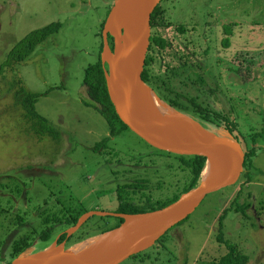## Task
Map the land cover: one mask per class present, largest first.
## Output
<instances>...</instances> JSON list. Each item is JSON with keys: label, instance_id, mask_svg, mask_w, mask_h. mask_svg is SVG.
I'll return each mask as SVG.
<instances>
[{"label": "rangeland", "instance_id": "374dc122", "mask_svg": "<svg viewBox=\"0 0 264 264\" xmlns=\"http://www.w3.org/2000/svg\"><path fill=\"white\" fill-rule=\"evenodd\" d=\"M114 1L0 0V66L30 31L55 21L63 23L59 32L39 45L29 58L0 75V173L4 175L0 178L4 183L0 186V204L14 205V211L22 214L28 211L29 223L22 228L13 224L7 233L6 220L0 222V240L2 235L5 240L0 242V264H8L10 245L18 235L40 227V210L59 212L65 205L63 201L87 212L113 210L117 201L114 191L123 177L134 172V176L140 172L149 175L147 192L155 198H169L185 184L187 171L179 158L157 150L131 129L112 137L106 118L87 103L90 99L83 82L85 70L99 59L102 25ZM160 4L175 23L162 29V34L174 43L163 53V70L165 63L176 62L173 54L185 48L191 34L198 49L211 45L212 69L204 70L208 84L215 90L213 99L218 98L217 105L232 117H239L237 139L244 150L255 146L256 152L250 168L252 181L240 178V182L209 193L188 218L169 230L168 250L157 257L155 247H150L153 261L147 259L146 264H200L225 255L228 248L217 238L219 217L241 188L238 203H253L248 210L251 217L230 209L224 220L225 239L249 255V264H264V0H162ZM182 22L190 23L186 24V35L177 28ZM227 36L229 47H216L215 42L222 46ZM20 87L41 94L37 111L60 130V140L39 138L30 130L23 109L14 101ZM102 141L104 148L98 152L94 147ZM109 150L118 151V155H106ZM141 154L149 167L128 168ZM109 157L110 167L104 161ZM114 170L119 172L115 174ZM8 173L10 180L5 178ZM16 184L26 188L23 196L14 191ZM57 198L62 202L53 207ZM85 232L94 234L98 230L91 226ZM52 239H37L33 252L42 251Z\"/></svg>", "mask_w": 264, "mask_h": 264}, {"label": "trees", "instance_id": "16d2710c", "mask_svg": "<svg viewBox=\"0 0 264 264\" xmlns=\"http://www.w3.org/2000/svg\"><path fill=\"white\" fill-rule=\"evenodd\" d=\"M105 21L103 22L102 27L104 26ZM190 23L182 22L177 26L178 30L186 35L188 32L187 25ZM152 37L151 45L147 54L145 69L143 72V79L168 105L175 108L176 110L182 111L183 113L192 116L195 120L199 121L206 129L215 132L218 135L231 136L234 139H237L239 134V117H232L230 114L221 109L217 103L218 98L213 99L215 96V90L208 84L206 71L204 68L211 70V45L207 46L204 49H198V45L195 42V38L191 35L186 38V46L184 49H178L173 54L177 59L175 63H165L166 68L163 70L162 65L164 64L163 53L172 48L174 43L167 37L162 34V29L169 28L175 25V23L168 19L166 16V8L162 4H159L155 9L152 19ZM63 23L61 21L52 22L46 26L36 28L30 31L24 38H22L8 53L7 58L0 66V75H4L8 68L15 66L18 63L25 61L29 58L33 52L37 49L39 45L44 43L49 37L53 34L59 32ZM196 29V26H192V31ZM102 44L100 49V55L97 62L89 65L85 70L84 76V85L87 86V92L90 99L88 104L94 106L107 120L110 128V135L112 137L119 136L125 133L127 129H130L127 124H125L118 113L116 112L115 106L110 98L108 91L107 80L105 76V66L102 62L101 53L103 51V34ZM186 37V36H185ZM111 46L113 47L114 38L110 35L109 37ZM217 41V40H216ZM217 46L224 50L225 47H229L231 40L227 36L225 40L222 41V46L219 44ZM194 48L190 49V46ZM219 51V50H218ZM201 55V57H199ZM221 63V61H219ZM107 67V65H106ZM202 70L203 73H198ZM196 74V76L194 75ZM182 77V79L180 78ZM178 82V84H177ZM193 90H198L199 93H194ZM48 93V92H47ZM46 93V94H47ZM40 93L27 90L24 87L17 89L14 95L15 104L21 107L24 111V117L30 122V130L37 135L39 138L49 136L54 140L61 139V132L56 128L53 123L49 121L48 118L41 115L37 111L36 103L39 100ZM232 113L235 112L232 109ZM236 115V114H235ZM209 125L210 127H207ZM236 135V136H235ZM259 134L257 133L256 136ZM239 141V140H238ZM240 142V141H239ZM256 142H254L255 144ZM104 148V142L98 143L96 150ZM157 149V148H156ZM159 151L165 152L169 155H174L179 158L181 166H183L184 171H187L186 181L181 190L175 192L173 196L169 198H155L153 194L148 193L149 185L141 183H127L120 185L117 188L118 192V201L119 208L116 209V212L120 213H143L156 209L163 208L170 203L176 201L183 193L195 188L201 179L202 171L206 165V157L201 155H179L169 151H164L157 149ZM109 150L106 155L112 156V154L118 155V151ZM255 146L246 149V159L244 163V172L241 175V179H247V182L252 181V175L250 168L252 167V156L255 154ZM109 157V158H110ZM138 159H143L144 156L137 157ZM137 159V160H138ZM115 174L119 172L117 170L113 171ZM4 177L0 173V178ZM10 174L5 175V178L10 180ZM239 180V182L241 181ZM0 186L4 187V183ZM26 189L21 184H16L14 189L15 192L21 196V193ZM147 189V190H146ZM242 188L238 191L234 200L226 207L223 211V214L219 217V228L217 238L220 243L225 244L228 248V252L221 256L219 259L213 261L200 262V264H249L250 257L249 255L243 253L236 244H232L229 240L225 239V234L223 231L224 220L227 217V213L230 209H234L237 212H242L247 218H250L249 215L250 209H252L253 203L251 201L244 202L243 204L238 203V198ZM129 193H135L131 195ZM140 194L141 196H137ZM251 199L252 194L248 196ZM15 206L3 207L0 204V222L6 220V230L9 232L13 224L19 225L21 227L25 226L27 223L28 211H25L22 214L20 211H14ZM84 214L83 211H73L70 213V217L67 213L50 211L49 209H44L39 211V217L41 218L40 229L33 227L27 229L25 232L21 233L16 237L10 245V258L8 264H11L12 261L19 257L20 255H26L33 252V246L37 239L50 240L52 236L56 234L62 228H58V225L61 224L66 228L74 226L79 217ZM98 217L97 220L92 221L91 218L88 219L81 228L74 233L70 239H68L67 247L83 241L89 237L99 235L114 228L120 226L123 222L122 217H112V216H93ZM92 217V218H93ZM91 220V221H90ZM113 220V221H112ZM90 221V222H89ZM89 222V223H88ZM97 227L98 232L94 234H89L85 232L89 227ZM31 227V226H30ZM56 230V231H55ZM81 231V232H80ZM80 232V233H79ZM169 232V231H168ZM168 232L162 236L155 244H162L165 246L163 249L168 250L166 244V236ZM79 233V234H78ZM3 235L1 236V243H4L5 240H2ZM66 239V233L60 238V241ZM53 242V239L46 245L45 248L49 247ZM154 247V246H153ZM44 248V249H45ZM146 254H151V248L147 249L139 254L133 255L135 259H138L141 256H146ZM150 257V256H149ZM148 258V257H146ZM145 258V259H146Z\"/></svg>", "mask_w": 264, "mask_h": 264}, {"label": "water", "instance_id": "95a60500", "mask_svg": "<svg viewBox=\"0 0 264 264\" xmlns=\"http://www.w3.org/2000/svg\"><path fill=\"white\" fill-rule=\"evenodd\" d=\"M161 1H114L105 20L101 53L110 98L121 120L153 147L179 155L205 156L206 164L210 163L214 170L213 179L206 184L200 179L195 188L160 209L143 213L85 212L67 230L68 237L94 215H114L124 219L113 229L119 232L116 239L103 251L66 256L67 240L61 243L56 240L54 245L51 244L53 247L50 245L40 252L19 256L11 264H120L154 246L171 228L188 218L209 193L239 181L244 172L246 150L238 140L211 132L200 123L209 133L178 130L148 101L147 90L152 88L144 81L143 72L151 45L152 15ZM126 31L135 37L133 45L121 38ZM110 35L114 38V47L111 46Z\"/></svg>", "mask_w": 264, "mask_h": 264}, {"label": "bare ground", "instance_id": "6f19581e", "mask_svg": "<svg viewBox=\"0 0 264 264\" xmlns=\"http://www.w3.org/2000/svg\"><path fill=\"white\" fill-rule=\"evenodd\" d=\"M125 36V37H124ZM121 38L129 45H133V40L135 37L131 34L130 31L121 34ZM147 98L149 103L152 105L155 111L167 120L171 121L172 124L178 130H187L193 133L206 134L207 132L198 122L193 120L187 115H183L179 112H176L174 109L169 107L160 97L157 96L154 90H147ZM214 177V170L210 163L206 164L204 170L201 174L202 182L209 183ZM118 231H109L107 234L93 236L87 240L78 242L76 244L68 246L66 251V256H75V255H88L96 253L98 251H103L106 249L113 240L116 239ZM53 247V246H52ZM21 256V255H20Z\"/></svg>", "mask_w": 264, "mask_h": 264}, {"label": "flooded vegetation", "instance_id": "af4514ba", "mask_svg": "<svg viewBox=\"0 0 264 264\" xmlns=\"http://www.w3.org/2000/svg\"><path fill=\"white\" fill-rule=\"evenodd\" d=\"M113 47H114V40H113ZM94 149L96 150V147H94ZM101 150V149H100ZM100 150H98V152L100 151ZM111 153H113V151H111ZM143 154H146V153H144L143 152ZM146 156V155H145ZM148 156V155H147ZM104 161H105V163L110 167V165H112V160L110 159V158H104ZM181 164V163H180ZM115 165V164H114ZM135 166H143V167H145V168H148L149 166H148V164H146V162L144 161V158L143 159H138L137 160V163H135L133 166L132 165H128V168H130V169H134V167ZM134 174H136L135 172L133 173V174H131V175H129V176H125V177H123V179H122V181H120V183H119V186L120 185H124V184H127V183H129V184H131L132 182L133 183H141V184H147V185H149V183H150V178H149V175L148 174H146V173H144V172H140L139 173V176H134ZM114 192H116V196H115V198H116V206L113 208V210H107V209H101V210H104V211H111V212H116V209L117 208H119L118 206H119V201H118V197H119V195H118V192H117V189H116V191H114ZM25 194V192L23 191L22 193H21V196H23L24 194ZM54 192L52 193V195L54 196ZM129 194H131V195H134L135 193H129ZM137 196L139 197V196H141L140 194H137ZM56 202L57 203H55L54 204V206L53 207H58V204H61V199H59V198H57L56 199ZM46 203V202H45ZM63 204H65V205H62L61 206V209H60V211L62 210V212H64V213H67L68 215H69V217H70V213L71 212H73V211H76V212H81V211H83L82 209H79V207L77 208V209H74V207H72V205L70 204V205H66V203H65V201H63L62 202ZM47 204V203H46ZM57 204V206H55ZM40 208H42V205H40ZM59 211V212H60ZM84 213L85 212H87V211H83ZM116 213H120V212H116ZM83 214V213H82ZM94 216H101V215H94ZM107 216H112V217H119V216H114V215H107ZM93 217V216H92ZM92 217H90V218H92ZM105 217V216H104ZM80 218V217H79ZM89 218V219H90ZM113 221V220H112ZM124 221V220H123ZM78 222V221H77ZM40 224H41V222H40ZM39 224V225H40ZM17 226V225H16ZM19 227H21V226H19ZM62 227H64V228H62ZM22 228V227H21ZM58 228H62L61 230H64V231H61V232H57L55 235H56V238H55V240H53V242L54 241H58V243H61V242H63V241H60V238L63 236V234L64 233H66V240H67V242H68V239H70V237H68L67 236V230L69 229V228H66L65 226H63V225H61V224H59L58 225ZM71 228V227H70ZM81 228V227H80ZM56 231V230H55ZM19 236V235H18ZM17 236V237H18ZM53 242H52V244H53ZM154 247H155V249H154V251L156 252V255H157V257L162 253L163 254V249L165 248V246L164 245H162V244H158V245H154ZM167 247H168V245H167ZM151 254H146V256H141V257H139L138 259H135L134 257H130V258H128V259H126L124 262H122V263H120V264H136V262H138V264H146V260L148 259V261L149 260H151L152 259V257H149ZM146 257H148V258H146ZM146 258V259H145ZM157 259V258H156ZM156 259H154V260H156ZM130 261V263H128ZM153 260H151L150 262H152Z\"/></svg>", "mask_w": 264, "mask_h": 264}]
</instances>
